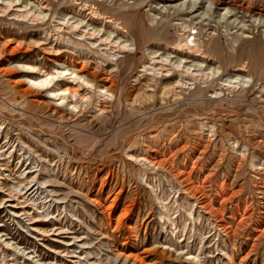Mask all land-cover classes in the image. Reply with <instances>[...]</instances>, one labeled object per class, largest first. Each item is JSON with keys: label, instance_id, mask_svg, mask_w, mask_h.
Here are the masks:
<instances>
[{"label": "rangeland", "instance_id": "rangeland-1", "mask_svg": "<svg viewBox=\"0 0 264 264\" xmlns=\"http://www.w3.org/2000/svg\"><path fill=\"white\" fill-rule=\"evenodd\" d=\"M23 2L48 8L0 18V146L16 147L0 185L42 167L74 196L28 193L49 238L0 209V233L33 257L17 264H72L55 254L70 238L94 245L73 248L91 263L264 264V0Z\"/></svg>", "mask_w": 264, "mask_h": 264}, {"label": "bare ground", "instance_id": "bare-ground-1", "mask_svg": "<svg viewBox=\"0 0 264 264\" xmlns=\"http://www.w3.org/2000/svg\"><path fill=\"white\" fill-rule=\"evenodd\" d=\"M47 8L48 7L44 6L43 4L24 5L23 0H0V18H6L7 20L20 22V23L21 22H32L33 23V22L40 21L41 16L46 17L43 11L47 10ZM35 12L39 13V15L38 16L35 15L36 14ZM77 25L78 26L75 25L74 30L77 32L80 38L81 37L86 38L87 40L99 45L100 47H104V48L106 47L108 50L120 51L121 49H123L119 46L118 42H114V41L109 40L108 38H105L103 35H101L100 32L96 34V32L90 31L89 29H87V27L83 25V23H80ZM153 67L154 68L152 69H156V71L157 70L158 71L167 70L166 65L162 64V62L161 63L157 62L155 65H153ZM168 71L169 70H167L166 72ZM46 81H49V80H46ZM39 83L41 85L42 82H39ZM43 83H44V80H43ZM15 151H16V147L11 142H8L0 146V163L4 158L9 159L11 156H13V153H15ZM2 168H3V165L0 164V169L4 172V170L6 169H2ZM26 171H28V173L26 174L27 176L23 177V174L20 175V178L23 177L24 182L30 180L28 183L26 182V185L24 184L23 186V183H22V185L20 184L18 189L16 188L14 191L12 189V192L10 193H7V192L4 193V190L1 188V185H0V195H2V193L6 195V197H4L3 200H0V209L8 211L15 220L25 221L29 225V232L34 237H43V238L54 237L56 232L47 234L46 232H43L36 226V224L41 222V220H40V216L38 215V213L33 212L32 210H29L32 198H29L28 193L29 192L31 194L37 193V191L43 189L48 192V196H50V199L57 204L65 203L68 199L73 197L74 194L68 193L64 195L60 192L50 191L51 188H59V186L54 184L51 181L45 180L48 173L42 171V167H40L39 169L35 171H32V168H27ZM29 176H31V178H29ZM32 183H44L45 186H38V189L35 191L33 190V188H30V185ZM62 234L63 233L61 232L58 233L57 239H60L59 237H61ZM104 238L105 236L97 237L95 240L96 242H98L97 244L101 243L102 245ZM70 239L72 240L71 241L61 240L60 244L63 246L62 250L57 251L55 254H56V257L69 258L72 264H84V262L90 263V264H144V260L141 259L140 257L133 256L132 258L131 256H129V257L122 258L123 257L122 255H118L114 253L111 254L110 256L107 253L105 255V258H101L99 261L91 263V261H89L91 260L90 257L80 258V256L76 255L77 252L73 251V248L74 246H76L77 249L79 250L93 249L94 245L85 247L86 243L84 242V239L82 238H78V239L70 238ZM9 253H10V256H9ZM17 260L19 262H23L24 260H33V257H32V254L26 252L23 249H20V247L17 246L13 241L11 242L8 241V237L0 233V264H17ZM35 264H41V263L36 261Z\"/></svg>", "mask_w": 264, "mask_h": 264}]
</instances>
